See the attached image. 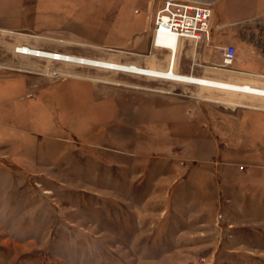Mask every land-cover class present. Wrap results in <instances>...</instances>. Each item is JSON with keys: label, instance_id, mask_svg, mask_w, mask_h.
I'll use <instances>...</instances> for the list:
<instances>
[{"label": "rangeland", "instance_id": "374dc122", "mask_svg": "<svg viewBox=\"0 0 264 264\" xmlns=\"http://www.w3.org/2000/svg\"><path fill=\"white\" fill-rule=\"evenodd\" d=\"M159 5L0 0V264H264V98L15 52L162 69ZM263 10L212 5L258 86Z\"/></svg>", "mask_w": 264, "mask_h": 264}, {"label": "built area", "instance_id": "2783aa9c", "mask_svg": "<svg viewBox=\"0 0 264 264\" xmlns=\"http://www.w3.org/2000/svg\"><path fill=\"white\" fill-rule=\"evenodd\" d=\"M212 5L213 2L209 0H160V5L152 19L151 46L169 52L179 47V43L183 39L195 44L201 40L209 42ZM161 37H171L173 48ZM15 52L30 54L32 50L22 46L15 47ZM41 54L40 51H35V55ZM219 54V67L231 69L236 55L234 46L221 47ZM51 55V59L56 61L60 57L58 53Z\"/></svg>", "mask_w": 264, "mask_h": 264}, {"label": "bare ground", "instance_id": "6f19581e", "mask_svg": "<svg viewBox=\"0 0 264 264\" xmlns=\"http://www.w3.org/2000/svg\"><path fill=\"white\" fill-rule=\"evenodd\" d=\"M161 39L165 42L170 43V46L173 45L172 43L173 39L171 37H161ZM18 47H22V46H18ZM23 47H27L28 49L32 50V52L30 54H20L18 52L17 54H20L22 56H32V57H36L40 59L53 60L51 59V56H52L51 54L55 52L38 50V49L25 46V45H23ZM177 48H175L174 51H169V55H170L169 59L166 63L165 68H162V69H153V68H147V67H141V66L139 67L134 64H122V63H117V62H112V61L94 60V59H90V58H86L82 56H75V55H69V54H63V53H58L60 57L57 61L66 62L70 64H80V65H85V66H92V67L102 68V69H106L110 71H121V72L129 73V74L144 75L148 77L160 78V79L180 82V83L202 85L209 89H214V90L221 91V92H233V93H238V94H244V96L249 95V96H257V97L264 98V88L254 87V86H250L246 84L239 85V84H231L227 82L214 81L210 79H200L197 77H193L191 75L186 76V75H181V74L174 72L173 71L174 70L173 60H174V56H175ZM35 51H40L42 54L39 56L35 55ZM53 61H56V60H53ZM223 102L237 106L238 108L252 107L247 104H243L241 102L235 103V104L229 101H223Z\"/></svg>", "mask_w": 264, "mask_h": 264}, {"label": "crops", "instance_id": "0c3cea01", "mask_svg": "<svg viewBox=\"0 0 264 264\" xmlns=\"http://www.w3.org/2000/svg\"><path fill=\"white\" fill-rule=\"evenodd\" d=\"M209 1H212L213 3L216 2V0H209ZM261 13H264V10L261 11ZM215 19H216V15L213 11L212 19H211V33H210L211 34L210 39L212 43H219L220 45H231L233 42H235V38L232 33L233 30L235 29V25L237 24L238 21H241L243 19H239V20L235 19L232 21L223 20L221 22L219 20L215 21ZM189 42L192 41L183 39L179 43V47L176 50L173 60V68L175 71H176V66L178 65V55L182 52L184 47L187 44H189ZM195 45L196 47L194 51L191 53V55L194 56L192 67H188L187 66L188 64L185 67L179 65L178 67L180 69L176 71L178 74L181 75L191 74V76L194 77L211 78L215 80L228 81L238 84L248 83L257 87L264 88V86H258L252 82L244 81L247 80L248 75L251 76L258 75L256 73L247 72L248 60L251 59L250 57L245 61H238V62L234 61L233 69L226 70V69L218 68L220 63V55L215 50L214 46L208 45V42H206L205 40H201ZM188 53L189 52H187V54ZM195 60H198L201 63H206L207 66L205 67L208 69L194 68Z\"/></svg>", "mask_w": 264, "mask_h": 264}]
</instances>
